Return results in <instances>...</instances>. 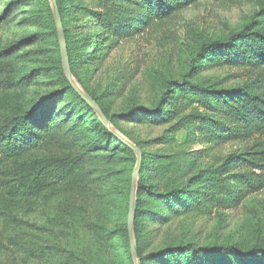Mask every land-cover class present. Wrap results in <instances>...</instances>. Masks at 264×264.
I'll return each instance as SVG.
<instances>
[{
    "label": "trees",
    "instance_id": "obj_1",
    "mask_svg": "<svg viewBox=\"0 0 264 264\" xmlns=\"http://www.w3.org/2000/svg\"><path fill=\"white\" fill-rule=\"evenodd\" d=\"M32 1L0 0V264H102L104 260L105 264H134L124 217L137 155L68 80L50 0H41L31 17L45 21L41 31L4 44L6 31ZM92 1L99 4L97 9L85 0H56L72 76L108 122L117 127L123 118L167 125L177 115L169 107L182 99L189 107L223 115L233 125L218 122L222 132L235 133L246 145L228 158L222 177L216 179L221 184L210 183L207 198L227 211L264 196V0H255L258 5L250 20L226 40L200 39L191 49L184 73L163 80L153 109L133 103L121 114H112L106 96H97L91 85V74L97 70L93 63L101 62L111 36L125 40L156 34L178 23L192 7L208 2L234 6L249 0ZM86 14L90 19H85ZM90 22L91 31L86 29ZM48 40L53 50L46 54L40 44ZM205 70L232 74L211 85L210 76L199 81ZM231 80L242 85L224 87ZM36 86L47 93L31 90ZM92 119L95 125L88 127ZM199 121L204 123L205 117L196 111L177 126ZM148 155L143 153L135 202L133 234L139 264H264V221L251 233H240L238 239L197 245L176 237L158 251L145 253L139 220L145 212L149 219L159 216L156 208L143 210L153 203L147 200L179 210L186 203H178L180 195H190L193 184L204 178L200 173L193 183L162 189L151 177ZM104 159L116 165L106 170L101 166ZM93 204H99L103 219L94 217ZM39 212L43 216L38 222L33 217ZM78 220L86 223L89 233L99 235L92 245L96 252L90 247L73 248L64 237Z\"/></svg>",
    "mask_w": 264,
    "mask_h": 264
},
{
    "label": "rangeland",
    "instance_id": "obj_2",
    "mask_svg": "<svg viewBox=\"0 0 264 264\" xmlns=\"http://www.w3.org/2000/svg\"><path fill=\"white\" fill-rule=\"evenodd\" d=\"M85 1L93 9L99 7V4L92 0ZM40 3L41 0H35L22 7L19 19L5 33V45H11L22 37H29L46 26L45 21L31 18L33 11ZM257 5L255 0L234 6L227 3L208 2L188 9L178 23L156 34L134 36L125 40H118L111 36L104 48L101 62L93 63V67L97 69L91 74L93 93L97 96H106L107 107L112 114H121L133 103L153 109L160 96L163 80L171 77L178 78L184 73V67L188 65L193 55L191 49L195 44L200 39L226 40L231 31L242 28L250 20ZM85 17L90 19L88 14ZM86 29H93V22L87 23ZM40 46L46 54L53 50V42L49 40L41 43ZM230 74L232 73H214L205 70L200 75L199 81L210 76L208 83L217 85ZM43 82L41 80L38 86ZM74 82L82 90L75 80ZM224 85V87L236 88L241 86L242 82L231 80ZM38 86L31 90L41 94L47 93V89L41 90ZM179 96H181L180 93L177 94V97ZM169 108L171 112L176 111L177 115L174 116L173 122L167 125L159 126L150 121L123 118L118 120L117 127L110 124L113 132L141 150L142 163L143 153L149 154L152 163L151 177L160 183L162 189H177L183 183H193L201 174L204 177L202 182L193 184L191 188L193 192H190V195H180L178 203L180 204L182 200L186 203L182 204L179 210L159 207L155 200H147L153 203L148 204L147 207L145 205L143 210L156 208L159 216L149 219L145 212L139 220L140 245L144 252L158 251L167 245L169 240L176 237L185 242L204 245L217 240L238 239L242 232L251 233L264 221V206H262L264 196H255L247 201V206L243 203L227 211L219 210L217 205L211 204L210 196L207 198L211 192L209 184H221V181L216 182V179L222 177L226 161L232 154L244 148L246 142L239 139L235 133L229 135L222 132L223 128L217 124L218 122L227 127L233 125L231 120H227L223 115H212L200 107H189L184 99L177 101ZM95 111L102 118L99 111L96 109ZM196 111L205 117V122L199 121L179 129L177 123ZM209 116L214 120L212 123L209 121ZM86 125L93 127L95 119L89 120ZM220 135L222 137L218 139ZM106 160L101 162L104 169L108 170L116 165L112 162L107 163ZM200 186H203L202 190L200 194H196ZM91 208L95 218L103 219V210L98 209L99 204H93ZM128 214L124 217L127 219L124 222L127 230ZM42 216L43 214L39 212L33 219L39 222ZM74 227L64 232V237L71 247H90L96 252L97 247L92 245L97 243L99 235L89 233L86 229L89 227L83 221L78 220ZM105 263L106 260L102 261V264Z\"/></svg>",
    "mask_w": 264,
    "mask_h": 264
},
{
    "label": "water",
    "instance_id": "obj_3",
    "mask_svg": "<svg viewBox=\"0 0 264 264\" xmlns=\"http://www.w3.org/2000/svg\"><path fill=\"white\" fill-rule=\"evenodd\" d=\"M52 2H53L54 11H55V20H56L58 38H59V43H60L62 63H63V67H64V70H65V73H66L68 80L71 82L72 86L77 91V93L85 101H87L91 107H93L99 111L101 117L103 118L104 122L108 126L109 130L112 133H114L116 135V137L119 138L123 143L128 145L138 155V164H137V168H136L134 175H133V183H132L131 194H130V204H129V214H128V232H129L130 251H131L133 263L139 264L138 252H137L136 247H135L133 226H134V220H135V202H136V191H137L136 186H137V179L139 177L140 169L142 166V152L138 147L131 144L124 137L113 132V130L110 127V123L108 122V120L106 119L104 114L102 113L99 106L97 104H95L93 101H91L90 99H88L87 96L83 93V91L75 84L74 78L72 76V72L70 69L68 51H67V46H66V39L64 36L63 25H62L59 9H58L56 0H52Z\"/></svg>",
    "mask_w": 264,
    "mask_h": 264
}]
</instances>
